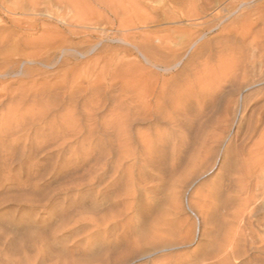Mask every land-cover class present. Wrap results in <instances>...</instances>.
<instances>
[{"label":"rangeland","instance_id":"obj_1","mask_svg":"<svg viewBox=\"0 0 264 264\" xmlns=\"http://www.w3.org/2000/svg\"><path fill=\"white\" fill-rule=\"evenodd\" d=\"M263 103L264 0H0V264H264Z\"/></svg>","mask_w":264,"mask_h":264},{"label":"bare ground","instance_id":"obj_2","mask_svg":"<svg viewBox=\"0 0 264 264\" xmlns=\"http://www.w3.org/2000/svg\"><path fill=\"white\" fill-rule=\"evenodd\" d=\"M189 19V18H188ZM191 20V19H190ZM193 22V21H192ZM190 29V28H189ZM203 31V30H202ZM193 43V42H192ZM201 46H202V44H200ZM199 47V46H198ZM198 49V48H197ZM187 63V62H186ZM264 108V103L263 104H261L259 107H258V110H257V113H256V116H255V118H254V120L252 121V123L250 124V126L248 127V132L250 131V132H252V134L256 131V129H258V127H259V125L261 126L260 127V129H259V132H258V137H256V138H258L257 139V141H255L252 145H254V149L252 148V146H251V148L252 149H249L250 151L249 152H251V154H256V155H259V154H264V115H263V109ZM226 122V121H225ZM258 131V130H257ZM247 133V132H246ZM245 135V134H244ZM255 135V134H254ZM254 141V140H253ZM246 150V149H245ZM250 154V153H249ZM245 155V154H244ZM254 156V155H253ZM252 156V157H253ZM263 157H264V155H263ZM242 159V158H241ZM252 159V158H251ZM249 161H250V159H249ZM257 161V160H256ZM260 161H262V160H260ZM240 162V161H239ZM250 162H252V161H250ZM259 163V162H258ZM260 164V163H259ZM120 166V165H119ZM255 166H256V164H255ZM260 167V173L263 175H261L262 176V178H261V180L260 179H258L259 177H256L255 178V176H260V174L259 175H255L254 174V172H251L250 170H252V169H250L245 175V177H241L240 179H239V181L241 182V183H243V184H240L239 185V188H238V193H244L245 191L247 192L248 191V189H249V185H250V178H251V176L253 175L254 176V179H256V180H260L262 183H260L261 185L263 184V187L262 188H260L261 189V195H262V199L264 200V162H262L261 163V165H259ZM240 172V171H239ZM257 172V171H256ZM252 176V177H253ZM251 179H253V178H251ZM259 181V182H260ZM261 185H260V187H261ZM235 188H237V187H235ZM251 191V189H249V192ZM254 191V190H253ZM258 191V190H257ZM255 192V191H254ZM254 192H250L251 193V197H252V199L254 198H256L255 197V193ZM259 192H260V190H259ZM260 195V194H259ZM258 195V196H259ZM260 195V196H261ZM261 199V198H260ZM261 199V200H262ZM247 203V202H246ZM245 203V204H246ZM264 204V203H263ZM248 205H250V204H247V205H243L244 207L239 211V214H243L244 215V213L243 212H245V211H247V212H245V213H247L248 214V217H250L251 216V214L253 213V211H254V207H249ZM119 216V215H118ZM147 216V215H146ZM243 217V216H242ZM244 218V217H243ZM34 219V218H33ZM247 223H248V226H250L251 225V221L249 220V219H247ZM246 223V224H247ZM263 224H264V222H263ZM254 225V224H253ZM95 226L97 227L98 226V224H95ZM262 226V225H261ZM27 229V228H26ZM24 230V229H23ZM241 232V231H240ZM258 232V231H257ZM23 235L20 237V239L18 240L19 241V245L21 244V247H23V245H24V242H25V240L27 239V238H29L31 241H33V244L34 245H36L35 247H36V249L38 250L39 249V246H38V243H39V241H38V236H37V233H35V232H31V231H26V232H24V233H22ZM241 234H242V232H241ZM258 235V234H257ZM243 236H244V239H243V241L241 240V237H240V239H236V240H234V239H231V240H229L228 242H230L229 244L227 243V245L226 246H228V245H230V248H228L229 250H230V253L228 252V254L226 253V255H230V254H232V255H235L236 254V251L238 252V250L236 249L237 247H240L239 245H241V244H244V243H246L244 240H245V235L243 234ZM238 238V237H237ZM259 238V241H260V248L259 249H263L264 250V240H263V238H262V236H259L258 237ZM232 241V242H231ZM241 243V244H240ZM242 246V245H241ZM244 246V245H243ZM226 249V248H225ZM235 249H236V251H235ZM253 263V262H252ZM247 264H251V263H247Z\"/></svg>","mask_w":264,"mask_h":264}]
</instances>
